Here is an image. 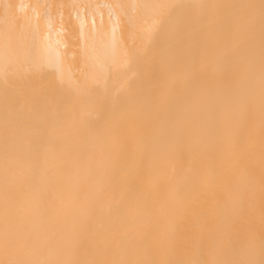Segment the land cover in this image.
<instances>
[{
    "label": "bare ground",
    "instance_id": "obj_1",
    "mask_svg": "<svg viewBox=\"0 0 264 264\" xmlns=\"http://www.w3.org/2000/svg\"><path fill=\"white\" fill-rule=\"evenodd\" d=\"M0 264H264V0H0Z\"/></svg>",
    "mask_w": 264,
    "mask_h": 264
}]
</instances>
